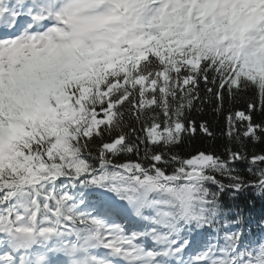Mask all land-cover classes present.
Instances as JSON below:
<instances>
[{"label":"snow or ice","instance_id":"snow-or-ice-1","mask_svg":"<svg viewBox=\"0 0 264 264\" xmlns=\"http://www.w3.org/2000/svg\"><path fill=\"white\" fill-rule=\"evenodd\" d=\"M241 101L227 159L180 155ZM256 113L264 0H0V264H264L218 202L264 192Z\"/></svg>","mask_w":264,"mask_h":264},{"label":"trees","instance_id":"trees-1","mask_svg":"<svg viewBox=\"0 0 264 264\" xmlns=\"http://www.w3.org/2000/svg\"><path fill=\"white\" fill-rule=\"evenodd\" d=\"M203 86L201 85V88ZM245 103L243 101L237 102L229 106L226 102L224 105V112L217 114L213 111L212 104H204L202 110L193 109L189 118L195 123L197 132L194 138L186 139L184 144L181 145L177 151L181 156H185L196 150L215 153L217 156L227 159L226 148L232 147L234 150L239 146L233 141L229 142L228 138L223 134L227 131V123L225 117L228 115L229 110H243ZM264 121V115L260 113L254 114V122L261 123ZM201 123H206L210 131L213 133L212 137H206L199 131ZM242 131V129H241ZM247 154L251 156L253 153H264V135L261 136V142L253 145L251 142H246ZM143 156V147L141 150V157ZM130 159L132 161L137 160V156L132 154L131 156L117 157V160L124 161ZM234 167L238 170V174L244 177L245 181L251 182L254 177L247 171V164L237 163ZM170 171V169H169ZM220 178V177H218ZM222 182L227 183L226 180ZM213 191H216L214 186H210ZM219 204L224 216L221 217V232L226 230L223 228L224 224H229L227 230H244L245 238L244 243L260 242L264 239V192H259L255 187H245L241 191L235 192L230 189H226L219 194ZM239 218L240 225L230 224V221ZM208 232L212 235V231Z\"/></svg>","mask_w":264,"mask_h":264}]
</instances>
